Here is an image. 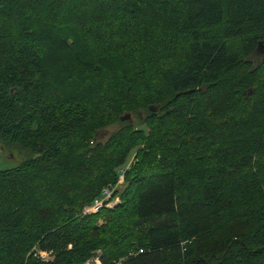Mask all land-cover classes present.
<instances>
[{
	"label": "trees",
	"instance_id": "obj_1",
	"mask_svg": "<svg viewBox=\"0 0 264 264\" xmlns=\"http://www.w3.org/2000/svg\"><path fill=\"white\" fill-rule=\"evenodd\" d=\"M3 148L0 264H264V0H0Z\"/></svg>",
	"mask_w": 264,
	"mask_h": 264
},
{
	"label": "rangeland",
	"instance_id": "obj_2",
	"mask_svg": "<svg viewBox=\"0 0 264 264\" xmlns=\"http://www.w3.org/2000/svg\"><path fill=\"white\" fill-rule=\"evenodd\" d=\"M262 45H259L258 47V53L260 54L261 50L259 49ZM259 54L252 57V61L254 63H257L259 60ZM252 92L251 88H247L245 89L244 93L246 94V96H249ZM262 98V91H257V96L254 98V105L261 100ZM218 107L217 105H213ZM257 108H261L259 106V104H256ZM149 111H152V109H150ZM211 113L212 111L208 112V116L211 117ZM130 116V124L133 125L134 127H137L140 130H143L144 132V136L147 137L148 134V130L145 126L143 125H138V120L137 119H141L142 117H144L142 119V121L145 120V118H147V114L143 115V112H130L129 114ZM143 123V122H142ZM119 125L117 123L112 124L110 126H107L105 128H103L98 135V139L99 141H103L105 140V138L108 136V134L112 133ZM141 147H139V149H141ZM137 149V150H139ZM176 152V151H174ZM25 154H27V151H23L21 153H18L16 150H12V149H0V172L2 171H7V170H11L12 168H14L15 166H17L20 161H22L23 157L25 156ZM172 154V153H170ZM169 155V154H168ZM136 151H133L131 154H129L125 161L123 162V164H121L118 169L119 171H117V177L121 174L122 175V183L121 185H119L118 187H116L112 193L111 198H109L108 200L104 201L100 206H94L93 201L90 205L85 206L82 208L81 211V215H92V214H96L99 210L101 209H108L111 210L113 209L116 205H118L120 203V195L123 192V190L126 187V182L124 181L123 176L126 174V172L135 164L136 159ZM116 198V201H114V199ZM99 199V198H98ZM108 205V206H106ZM102 222H99V224H101ZM39 251L36 248H32L29 251V254L37 259L39 258ZM101 255V251L99 250H95L92 255L83 263V264H93V261L95 259H98V257H100ZM40 259V258H39ZM99 260V259H98ZM122 261V259H118L116 264H119Z\"/></svg>",
	"mask_w": 264,
	"mask_h": 264
},
{
	"label": "built area",
	"instance_id": "obj_3",
	"mask_svg": "<svg viewBox=\"0 0 264 264\" xmlns=\"http://www.w3.org/2000/svg\"><path fill=\"white\" fill-rule=\"evenodd\" d=\"M122 183V175L120 174L118 177H117V180H116V183L113 185V186H106V187H103L101 190H100V194L98 196V198H96L95 200H93V204L94 206H100L104 201L108 200L109 198H111L112 196V193L114 191V189L116 187H118L119 185H121ZM114 201H116V198L114 199ZM108 206V205H106ZM141 250L138 251V253H140ZM39 258L42 260V261H47L50 259V256H49V253L47 252H40L39 253ZM93 264H99V260L98 259H95L93 261Z\"/></svg>",
	"mask_w": 264,
	"mask_h": 264
},
{
	"label": "water",
	"instance_id": "obj_4",
	"mask_svg": "<svg viewBox=\"0 0 264 264\" xmlns=\"http://www.w3.org/2000/svg\"><path fill=\"white\" fill-rule=\"evenodd\" d=\"M258 47V46H257ZM120 121H125V120H129V115L128 114H124L119 118Z\"/></svg>",
	"mask_w": 264,
	"mask_h": 264
}]
</instances>
